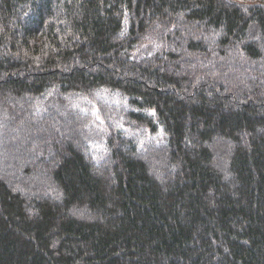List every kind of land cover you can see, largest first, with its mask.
I'll return each instance as SVG.
<instances>
[{
    "label": "trees",
    "instance_id": "obj_1",
    "mask_svg": "<svg viewBox=\"0 0 264 264\" xmlns=\"http://www.w3.org/2000/svg\"><path fill=\"white\" fill-rule=\"evenodd\" d=\"M0 264H264V0H0Z\"/></svg>",
    "mask_w": 264,
    "mask_h": 264
},
{
    "label": "rangeland",
    "instance_id": "obj_2",
    "mask_svg": "<svg viewBox=\"0 0 264 264\" xmlns=\"http://www.w3.org/2000/svg\"><path fill=\"white\" fill-rule=\"evenodd\" d=\"M107 98L109 99V101H111V102L108 101V103H112L113 101L117 102V100L115 98H112V97H110V98L107 97ZM80 104H81V102L76 103L75 105L79 106ZM81 108H82V111H89L90 113H92L93 117L96 120H104L102 118V116L98 114L99 113V109H98L97 105L94 102H89V100H87L86 103H85V106L81 105Z\"/></svg>",
    "mask_w": 264,
    "mask_h": 264
}]
</instances>
